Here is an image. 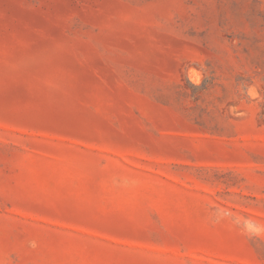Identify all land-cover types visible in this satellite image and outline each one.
<instances>
[{
	"label": "rangeland",
	"instance_id": "374dc122",
	"mask_svg": "<svg viewBox=\"0 0 264 264\" xmlns=\"http://www.w3.org/2000/svg\"><path fill=\"white\" fill-rule=\"evenodd\" d=\"M0 264H264V0H0Z\"/></svg>",
	"mask_w": 264,
	"mask_h": 264
}]
</instances>
